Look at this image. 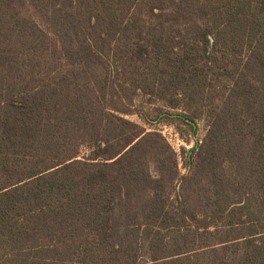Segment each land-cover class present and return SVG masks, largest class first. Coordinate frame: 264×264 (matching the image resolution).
I'll list each match as a JSON object with an SVG mask.
<instances>
[{
	"label": "trees",
	"instance_id": "1",
	"mask_svg": "<svg viewBox=\"0 0 264 264\" xmlns=\"http://www.w3.org/2000/svg\"><path fill=\"white\" fill-rule=\"evenodd\" d=\"M0 264H264V0H0Z\"/></svg>",
	"mask_w": 264,
	"mask_h": 264
},
{
	"label": "rangeland",
	"instance_id": "2",
	"mask_svg": "<svg viewBox=\"0 0 264 264\" xmlns=\"http://www.w3.org/2000/svg\"><path fill=\"white\" fill-rule=\"evenodd\" d=\"M129 118L133 120L140 121L137 114L128 116ZM200 131L199 136L202 137L205 132V124L203 121H200ZM149 126V125H148ZM150 127V126H149ZM158 128L162 131L163 135L167 139V141L170 143V145L175 149V151L179 155V170L182 174H185L188 172V166L186 165L185 157H183L182 153V147L186 146V148H191L194 146V139L191 143H187L183 140L181 134L179 133L178 128L175 124L167 123V122H160L157 125L152 126L151 128Z\"/></svg>",
	"mask_w": 264,
	"mask_h": 264
}]
</instances>
